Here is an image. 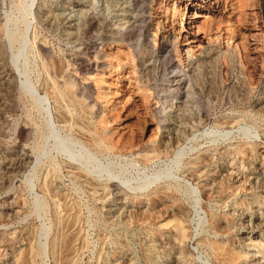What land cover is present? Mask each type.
I'll return each instance as SVG.
<instances>
[{
    "label": "rangeland",
    "instance_id": "1",
    "mask_svg": "<svg viewBox=\"0 0 264 264\" xmlns=\"http://www.w3.org/2000/svg\"><path fill=\"white\" fill-rule=\"evenodd\" d=\"M228 263L264 264V0H0V264Z\"/></svg>",
    "mask_w": 264,
    "mask_h": 264
},
{
    "label": "bare ground",
    "instance_id": "2",
    "mask_svg": "<svg viewBox=\"0 0 264 264\" xmlns=\"http://www.w3.org/2000/svg\"><path fill=\"white\" fill-rule=\"evenodd\" d=\"M201 4H203V5H205V6H207V7H211L215 2H216V0H198ZM196 5L198 6L199 4L198 3H196ZM203 15H201L200 13L199 14H196V15H194L193 17H186L187 18V27H188V33L190 34V36H192L190 39L191 40H189V44L190 43H195V42H197V39L195 38V37H197L198 36V24H199V21H197L196 19L197 18H199V17H202ZM19 44L21 45V41L19 40ZM117 44V43H116ZM192 44H191V46H192ZM20 45H18L19 47H20ZM197 45V44H196ZM192 47H194V46H192ZM18 48V47H17ZM18 52L19 53H21L20 52V48H18ZM15 55V54H14ZM19 55V54H18ZM12 59L14 60L15 58H14V56L12 57ZM243 60V59H242ZM240 62V61H239ZM65 83V82H64ZM24 85H22V87H23ZM66 86V87H65ZM65 86L63 85V88L65 87L66 89H68L70 92L72 91V93H76V90H77V87L76 86H73V84H71V83H68V82H66L65 83ZM23 89H27V86L25 85L24 86V88ZM65 89V90H66ZM67 91V90H66ZM26 92V91H25ZM29 92V93H28ZM26 93H28V94H30L31 96H33L32 94H31V92L30 91H28V89H27V92ZM38 95V94H37ZM33 100H34V102H35V104L43 111V112H48L47 111V107L45 108V105H43L44 103V98H43V96H40V95H38V96H33ZM51 133V132H50ZM47 137V136H46ZM55 139V138H54ZM55 145V147H56V149H58L60 152H62V153H64L65 151H66V149H67V147H66V145H65V142H63V140L62 139H58V140H56V143L54 144ZM239 152H242V150L241 149H239ZM71 157V156H70ZM89 157V156H88ZM85 163V162H84ZM87 164V163H86ZM222 182V181H221ZM145 183V184H144ZM143 183V187H146L147 186V184H149L150 182H144ZM226 183V182H225ZM224 183V184H225ZM228 183V182H227ZM220 184V183H219ZM222 185V184H221ZM227 185V184H226ZM226 185H224V186H226ZM219 187V186H218ZM230 187V186H229ZM223 188V187H222ZM204 189H205V187H204ZM208 192H209V190H208ZM210 194H212V193H210ZM219 195V194H218ZM230 195V194H229ZM177 227H178V225H177ZM179 231V230H178ZM63 237V236H62ZM45 245V244H44ZM54 246V245H53ZM219 248V247H218ZM42 251V250H41ZM47 252V251H46ZM219 254L220 255H224V256H226L227 254H224V253H222V252H219ZM219 255V256H220ZM223 256V257H224ZM228 256V255H227ZM223 259V258H222ZM225 260V259H224ZM227 260V259H226ZM28 261V260H27ZM228 261V260H227ZM229 264V263H228Z\"/></svg>",
    "mask_w": 264,
    "mask_h": 264
}]
</instances>
